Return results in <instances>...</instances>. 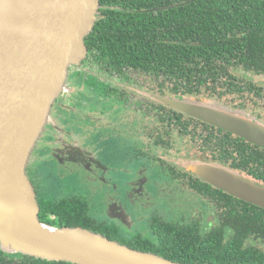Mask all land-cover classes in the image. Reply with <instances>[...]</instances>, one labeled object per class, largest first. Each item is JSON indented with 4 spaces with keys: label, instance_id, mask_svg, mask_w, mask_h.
<instances>
[{
    "label": "trees",
    "instance_id": "1",
    "mask_svg": "<svg viewBox=\"0 0 264 264\" xmlns=\"http://www.w3.org/2000/svg\"><path fill=\"white\" fill-rule=\"evenodd\" d=\"M144 1L146 5L141 4ZM173 1L180 0H140L138 7L129 0L134 11L107 9L85 37L87 65L109 63L119 72L162 79L169 88L161 95L175 97L202 98L204 91L221 85L239 90L243 84L239 82L252 81L251 74L255 80L259 75L264 79V0H181L168 6ZM152 6L159 9H147ZM168 127L175 129L176 125L169 123ZM216 144L225 158L220 164L264 184L263 148L230 133L213 142L214 153ZM35 164L34 170L40 166ZM47 181L54 185L53 180ZM50 184L46 193L53 203L40 205L41 222L58 227L80 225L131 248L184 263L264 264V249L256 243H264V208L228 192L222 191L226 197L216 201L220 211L210 227L189 220L155 219L149 221L152 235L131 237L119 232L126 228L94 213L92 208L101 201L88 195L83 199L72 189ZM0 264L74 263L0 249Z\"/></svg>",
    "mask_w": 264,
    "mask_h": 264
},
{
    "label": "water",
    "instance_id": "2",
    "mask_svg": "<svg viewBox=\"0 0 264 264\" xmlns=\"http://www.w3.org/2000/svg\"><path fill=\"white\" fill-rule=\"evenodd\" d=\"M97 8L98 0H0V249L74 264H191L131 248L80 225L58 227L38 219L26 172L29 156L51 106L68 89L71 66L87 52L84 41ZM149 96L264 149V123L252 116L199 97ZM187 169L264 208V184L219 163L192 160ZM106 217L129 228L121 204H110Z\"/></svg>",
    "mask_w": 264,
    "mask_h": 264
},
{
    "label": "flooded vegetation",
    "instance_id": "3",
    "mask_svg": "<svg viewBox=\"0 0 264 264\" xmlns=\"http://www.w3.org/2000/svg\"><path fill=\"white\" fill-rule=\"evenodd\" d=\"M139 1L134 0L133 4L138 7ZM181 2V0L173 1L168 6L178 5ZM145 3L147 2L141 4L146 5ZM109 8L135 10L129 8V0H98L97 19H103L105 11ZM155 8L158 7L152 6L147 9L158 10ZM87 54L86 52L77 66H71L67 75L68 89L65 98L61 102L58 97L53 103L57 108L64 109L73 116L76 115L81 119L82 124L68 125L52 116V121L48 120L43 128L45 130L48 127L50 132L43 145L37 150L41 152L32 159V154L29 156L26 172L36 192L39 211L40 205H44L40 202V192L49 196L46 192L50 190L41 191L38 188L37 168L34 170L33 165L37 161L39 167L49 171L40 162V159H48L55 161L59 180L66 179L67 174L76 175L83 171V177L87 181L97 182L99 186H109L101 203L103 215L106 217L107 207L110 204H121L128 214L129 229L136 222V217L132 218V215L137 210L141 208L145 213L150 207H158L162 198L166 200L165 203L170 209L176 208L177 211L183 207L193 209V214L188 217L179 214L178 217L170 216L171 218L179 220L183 216L186 220L197 222L201 226L213 225L220 211L216 201H219L220 197L225 198L226 194L222 192L224 190L197 177L187 169V165L192 160L220 164L225 160L221 157L220 146L216 144L215 153L210 146L213 147V142L217 141L218 137H224L229 132L185 113L170 110L153 100L149 94L161 95V91L166 93L169 88L164 80L155 81L147 75L143 79H138L134 77L135 72H130V75L129 70L119 72L115 65L109 63L99 65L102 68L92 64L87 65ZM251 75V82L245 80L239 82L244 84L239 90L230 91L228 87L221 85L214 89L209 88V91H204L202 95L207 94L221 99L230 95L246 97L241 100L232 97V102L251 109L255 112L254 118L264 123V79L259 75L255 80L253 74ZM87 78L92 84L85 83ZM150 86L153 89L149 90ZM169 123H175V129L169 128ZM119 140H126L122 143L129 152L132 151L138 163L133 177L129 173L128 179L121 178L120 183L124 185L120 188L117 186L114 168L110 164L113 158L103 159L99 156V154L103 155L106 144L110 145ZM35 146L31 153L35 151ZM35 159L37 160L34 162ZM31 164L33 165L30 166ZM32 173L35 174L34 178L31 176ZM154 176L160 178L164 176V178L158 181ZM150 185L155 186L157 190L151 193L148 189ZM72 190L78 195V189ZM59 192L56 193L59 195ZM48 199L53 201L51 196ZM125 201L129 204V213ZM166 214L169 216V213ZM140 218H144V215H140ZM110 220H115L113 223L120 227L123 225L117 219ZM150 232L144 237L153 234L152 230Z\"/></svg>",
    "mask_w": 264,
    "mask_h": 264
},
{
    "label": "rangeland",
    "instance_id": "4",
    "mask_svg": "<svg viewBox=\"0 0 264 264\" xmlns=\"http://www.w3.org/2000/svg\"><path fill=\"white\" fill-rule=\"evenodd\" d=\"M72 66H77V65H72ZM237 73H241V71H239ZM96 74H98V73H96ZM134 77L138 78V79L145 78L143 73H141L139 75L135 74ZM85 83L92 84L91 80H89L88 78L85 80ZM140 89H142V88H140ZM144 91L146 92V90H144ZM66 93H67V91L63 95H60V97L58 98L59 101H61L65 98L64 96ZM232 97H237V96H231L230 95L229 97H227L225 99H221L219 97H215V96H211V95H207V94L202 95V98H204V100H209V101L213 100L216 103H219L223 107L229 108L232 111H238L239 113H241L243 115L255 117L254 116L255 112H253L251 109H248L246 107L236 105L234 102H232L233 101ZM244 98H246V97H244ZM244 98L237 97L235 100H241ZM52 116L57 117L60 121L65 122L68 125L78 126L79 124L80 125L82 124V121L80 118H78L76 115L73 116L71 113L66 112L64 109L62 110L61 108H57L56 104H54L53 107H51L49 119H52ZM120 116L124 117L123 115H120ZM49 132H50V129L48 127L45 128V130H43L42 135H41L39 141L37 142V144L35 146V151H33V153H31L32 154L31 159L33 157H36V154L41 152V151H37V150L40 149L41 145H43V141L48 138L47 135ZM80 134H82V133L80 132ZM123 141H126V140H119L118 142H112L110 145L106 144L104 147L103 155L99 154V156L103 157V159L113 158V162H111L110 164L114 168V172H115L116 178H117L116 181H117L118 188H120L124 185V184L120 183L122 181L121 178L128 179L129 173L133 177L134 171L138 167V163L136 161L135 155L132 153V151L129 152V150L122 143ZM38 144H39V146H37ZM94 147H96V146H94ZM36 160L37 159H35L34 162ZM40 162L44 165L43 167L45 169L51 171V172L44 171L42 169V167H38L36 169L38 188L41 191H45L48 188V184H50L47 181L48 178L54 181V185L50 184L51 186L60 185L61 190L64 187H65V189H76V190L78 189V191H77L78 195L83 197V199H86L87 195H88L90 198H92L95 201H101V203H102V199L105 197V192H107L109 190V186H105V185L99 186L100 184L97 182L93 183V182L87 181L83 177V173H84L83 171L76 173V175L67 174L65 176L66 179L59 180V178L57 177L58 171H57L56 165L54 164L55 161H53V160L51 161L48 159H40ZM163 178H164V176H162L161 178L159 176H154V179H156L158 181H161ZM91 188H94V189H91ZM148 189L151 193H153L157 190V188L155 186H151V185L148 186ZM40 196H41L40 202L42 204L51 205L53 203V201L48 199L49 196H46L44 193L40 192ZM165 201L166 200L164 198H162L158 207L157 206H154L152 208L150 207L148 209V211H146L145 213L142 212L143 210L141 208L139 210H137L132 215V218L136 217V222L134 223L132 228L129 229L128 227L121 225L122 228H126L127 230H125V232H123L122 230H119V232L121 234H129L131 237L132 236H144L145 234L148 235L151 233L150 232L151 228L149 227L150 226L149 221H153L155 219H158L161 222H164V220H168V218L172 219L171 217H178L179 214L183 215L185 217H188L190 214H193V209H191L192 207L191 208L188 207L189 209L183 207L181 210L177 211L176 208L170 209V207L165 203ZM124 204H125V207L129 213V204L126 201L124 202ZM102 207H103L102 204L100 205L98 202L97 204H95V208H92V209H93L94 213L97 214L103 220L109 221V222L115 221V220L112 221L103 215V208ZM165 212L169 213V216ZM140 215H144V218L139 219ZM183 216L179 219L178 223H180L183 220H186V218ZM256 243L258 244V246H260L261 248L264 249V243H262V242H256Z\"/></svg>",
    "mask_w": 264,
    "mask_h": 264
},
{
    "label": "crops",
    "instance_id": "5",
    "mask_svg": "<svg viewBox=\"0 0 264 264\" xmlns=\"http://www.w3.org/2000/svg\"><path fill=\"white\" fill-rule=\"evenodd\" d=\"M49 121H52V119H50ZM49 121H48V122H49Z\"/></svg>",
    "mask_w": 264,
    "mask_h": 264
},
{
    "label": "clouds",
    "instance_id": "6",
    "mask_svg": "<svg viewBox=\"0 0 264 264\" xmlns=\"http://www.w3.org/2000/svg\"><path fill=\"white\" fill-rule=\"evenodd\" d=\"M50 120V119H49Z\"/></svg>",
    "mask_w": 264,
    "mask_h": 264
}]
</instances>
